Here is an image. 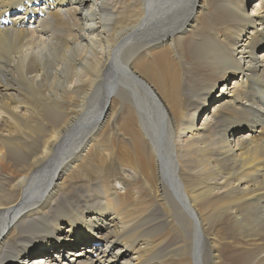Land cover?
I'll return each instance as SVG.
<instances>
[{
    "label": "bare ground",
    "instance_id": "obj_1",
    "mask_svg": "<svg viewBox=\"0 0 264 264\" xmlns=\"http://www.w3.org/2000/svg\"><path fill=\"white\" fill-rule=\"evenodd\" d=\"M41 256L264 264V0H0V264Z\"/></svg>",
    "mask_w": 264,
    "mask_h": 264
},
{
    "label": "rangeland",
    "instance_id": "obj_2",
    "mask_svg": "<svg viewBox=\"0 0 264 264\" xmlns=\"http://www.w3.org/2000/svg\"><path fill=\"white\" fill-rule=\"evenodd\" d=\"M211 108H212V104H211V106H210V110H211ZM94 240H95V238H94Z\"/></svg>",
    "mask_w": 264,
    "mask_h": 264
}]
</instances>
